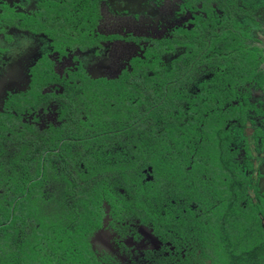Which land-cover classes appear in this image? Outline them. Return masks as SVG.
Returning a JSON list of instances; mask_svg holds the SVG:
<instances>
[{
	"label": "flooded vegetation",
	"instance_id": "obj_1",
	"mask_svg": "<svg viewBox=\"0 0 264 264\" xmlns=\"http://www.w3.org/2000/svg\"><path fill=\"white\" fill-rule=\"evenodd\" d=\"M13 163L94 264H264V0H0Z\"/></svg>",
	"mask_w": 264,
	"mask_h": 264
},
{
	"label": "trees",
	"instance_id": "obj_2",
	"mask_svg": "<svg viewBox=\"0 0 264 264\" xmlns=\"http://www.w3.org/2000/svg\"><path fill=\"white\" fill-rule=\"evenodd\" d=\"M166 107L171 113L174 112L173 108L180 109L173 103H167ZM163 108L161 106L155 114L161 115L164 120ZM27 170L13 163L11 189L0 193V264H94L91 257L84 255L89 252L87 235L78 234L72 220L63 224L62 219L57 221L48 213L40 214V208L30 197L33 187L24 193L27 183L23 179V172ZM98 183V186L90 185V189L85 192L84 210L90 211V215L101 208L102 195L105 194V184L103 186L101 181ZM239 241H231L234 247L229 254L226 248L220 250L223 263H242L241 257L247 248Z\"/></svg>",
	"mask_w": 264,
	"mask_h": 264
}]
</instances>
